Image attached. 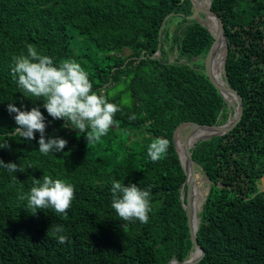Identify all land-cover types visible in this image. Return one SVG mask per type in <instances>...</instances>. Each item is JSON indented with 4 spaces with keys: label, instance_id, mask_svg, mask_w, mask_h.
Here are the masks:
<instances>
[{
    "label": "trees",
    "instance_id": "obj_1",
    "mask_svg": "<svg viewBox=\"0 0 264 264\" xmlns=\"http://www.w3.org/2000/svg\"><path fill=\"white\" fill-rule=\"evenodd\" d=\"M211 8L227 37L224 78L244 111L230 131L192 148L209 179L197 230L205 253L196 264H264V0H211ZM193 13L191 0H0V159L25 169L0 167V264H167L191 255L175 130L189 121L224 123L232 108L205 71L201 58L215 38ZM28 44L56 63H80L93 90L121 108L99 142L88 146L42 100L23 95L11 68ZM9 103L39 106L48 135L68 140L65 149L40 153L38 132L24 140ZM157 138L170 147L152 163L147 149ZM45 174L75 186L67 218L52 210L32 215L18 199ZM113 179L151 186L147 224L120 221L111 207ZM56 224L67 243L48 234Z\"/></svg>",
    "mask_w": 264,
    "mask_h": 264
},
{
    "label": "clouds",
    "instance_id": "obj_2",
    "mask_svg": "<svg viewBox=\"0 0 264 264\" xmlns=\"http://www.w3.org/2000/svg\"><path fill=\"white\" fill-rule=\"evenodd\" d=\"M26 54L13 56L11 72L18 85L23 89L27 98L34 97L35 101L42 100L43 108L53 120H64L63 127H70L84 133L88 146L93 145L106 136L109 129L117 124L114 119L121 108L109 102L103 94L93 90L89 73L75 60L65 59L56 63L54 59L43 54L35 45L28 44ZM8 112L15 114V128L24 140H35L36 133L40 134L38 141L39 152H62L68 145V140L49 136L48 121L39 106L31 110H22L15 103L8 104ZM10 147L9 144L2 148ZM170 144L167 139L157 138L150 143L147 156L152 163H158L166 158ZM0 167L9 173L25 171L15 162L5 163L0 159ZM17 177L14 176L13 180ZM111 207L115 210L120 221L147 224L150 219L152 206L151 186L142 189L136 184L125 185L124 182L113 179L111 183ZM21 202H26V208L32 215L38 211L52 210L58 216L67 218L75 199V186L62 179H54L45 174L42 179L33 178V186L28 192L18 194ZM46 212V211H45ZM63 225H52L48 234L59 244L68 242Z\"/></svg>",
    "mask_w": 264,
    "mask_h": 264
},
{
    "label": "water",
    "instance_id": "obj_3",
    "mask_svg": "<svg viewBox=\"0 0 264 264\" xmlns=\"http://www.w3.org/2000/svg\"><path fill=\"white\" fill-rule=\"evenodd\" d=\"M191 2L193 5V10H194L193 16L196 17L202 24L207 26L210 31H211V29L209 28V26L207 24H205L200 19V14L201 13L205 14V13L209 12V13L216 15L218 18V21L220 23V27H219L218 33L216 35H214L213 32L211 31V33L213 34L215 39H214L208 53L205 56V61H204L205 71H206L207 75L209 76L210 80L215 84V86L222 93L225 100H227L225 95H224L225 91L233 93L235 96V100H236V108L234 107L235 115H234L232 120H230V118H228V120L226 122L220 123V124L202 123L204 126H207L214 131L212 134H210L208 136H202V138H200V139H206V138H210L211 136H214V135H222V134L230 131L236 124H238V122L241 120V118L243 116L244 102H243V98H242V96L238 90L229 86L227 81H226L227 84H223V83L219 82L217 80V78L215 77V74L213 72V64H214L213 49H214V46H215V44H216V42L220 36H224V38H225L226 50H225L224 64L226 62L227 54H228L227 37H226L225 28H224V24H223V20H222L221 16L211 8V0H210L209 7L207 9H203L201 6H199L197 4L196 0H191ZM195 123H198V122H195V121L184 122L177 127V129H178L179 127H181L184 124L188 125V127L184 133V142H183L184 143L185 159H183L181 157L179 150L177 148L176 142H175V134H176L177 129L175 130V134H174V142H175L177 151L179 153V156H180V159H181V162H182V165L184 167L185 174H186L185 182L181 186V189H182L181 198L183 200V206L186 210L191 238H192L193 243H194V250L191 252V255L193 252H197V255L195 257H191V255H190L185 260H179L177 258H173L167 264H172V263H175V264H196L202 258V256L205 253V250L203 249V247L201 246V244L199 243V241L197 239V230H198L199 225L195 228V226H194L195 214H194L193 209H192L191 204H190V194H191L192 189L195 185V178H196L197 171H198L197 163L193 158L192 148L195 146V143L198 140H200V139H198L192 144L189 142V136H190V130H191L190 127H191V125H194ZM185 185H187V189H186V195L184 196L183 189L185 188ZM208 191H209V188L207 189L206 193ZM206 193H205V195H206ZM201 209H202V207H201ZM199 222H200V218H199Z\"/></svg>",
    "mask_w": 264,
    "mask_h": 264
},
{
    "label": "bare ground",
    "instance_id": "obj_4",
    "mask_svg": "<svg viewBox=\"0 0 264 264\" xmlns=\"http://www.w3.org/2000/svg\"><path fill=\"white\" fill-rule=\"evenodd\" d=\"M196 2L203 9H207L209 7V4H210V0H196ZM200 19L202 21L203 20L205 21L204 23L209 26V28L211 29V31L213 32L214 35H216L218 33L220 23L218 22V20L214 14L207 12V13H205L204 18L200 14ZM225 50H226L225 38H224V36H220L217 40L216 46L213 49V57H214L213 58V60H214L213 72H214L217 80L223 84H227L226 80L224 78V75H223ZM220 51H223V56L221 55V53H219ZM224 95H225L227 101L229 102V104L236 108L234 94L231 92L225 91ZM234 115H235V113H232L230 120L233 119ZM190 129L191 130H190L189 142L191 144L194 143L196 140L202 138V136H208L214 132L212 129H210L207 126H204L201 123H195L194 125H191ZM181 133L182 132H181V128H180V130L178 129L176 134H175V142H176V145H177V148L179 150L181 157L183 159H185L184 143H183L184 142V135L182 134L181 137L179 138ZM204 182H205V177L202 175L201 171L198 170L196 178H195V185H194L192 192L190 194V204H191V207H192L193 212L195 214V216H194L195 228L199 225L198 213H199V211H202L201 207H202V204H203V201L205 198V192L202 189ZM183 193L185 196L186 195L185 188L183 189ZM196 255H197V252H193L191 257H195Z\"/></svg>",
    "mask_w": 264,
    "mask_h": 264
},
{
    "label": "rangeland",
    "instance_id": "obj_5",
    "mask_svg": "<svg viewBox=\"0 0 264 264\" xmlns=\"http://www.w3.org/2000/svg\"><path fill=\"white\" fill-rule=\"evenodd\" d=\"M201 15H202V17L204 18L205 14H204V13H201ZM203 22H204V21H203ZM127 51H128V50H127ZM174 55H175V54H174ZM174 55H172V58L174 57ZM201 60L205 61V57L201 58ZM223 75H224V71H223ZM235 103H236V100H235ZM231 107H232V108H230V109L228 110V113H229L228 118H231L232 113H235V109H234V107H233V106H231ZM228 118H227V120H228ZM227 120H226V121H227ZM226 121H225V122H226ZM187 127H188L187 124H184V125H182V127H180V128H181V132H182L183 135H184V133H185ZM180 128H178V129H180ZM178 129H177V130H178ZM177 130H176V132H177ZM198 170H200V169H198ZM200 171H201V170H200ZM201 173H202V175L205 177V182H204V184H203V186H202V189H203L204 192L206 193L207 189L209 188V179H208V177L203 173V171H201ZM205 184H206V185H205ZM260 186H261L262 188H264V178H263V180H262ZM185 191H186V189H185Z\"/></svg>",
    "mask_w": 264,
    "mask_h": 264
}]
</instances>
